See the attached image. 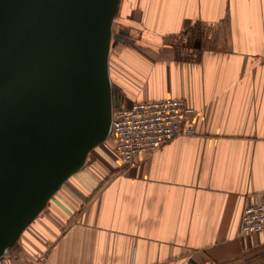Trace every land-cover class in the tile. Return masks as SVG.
Returning a JSON list of instances; mask_svg holds the SVG:
<instances>
[{
    "label": "crops",
    "instance_id": "obj_1",
    "mask_svg": "<svg viewBox=\"0 0 264 264\" xmlns=\"http://www.w3.org/2000/svg\"><path fill=\"white\" fill-rule=\"evenodd\" d=\"M113 29L117 106L184 99L195 134L123 167L111 132L0 264H264V0H120Z\"/></svg>",
    "mask_w": 264,
    "mask_h": 264
},
{
    "label": "water",
    "instance_id": "obj_2",
    "mask_svg": "<svg viewBox=\"0 0 264 264\" xmlns=\"http://www.w3.org/2000/svg\"><path fill=\"white\" fill-rule=\"evenodd\" d=\"M119 4L0 0V258L111 135Z\"/></svg>",
    "mask_w": 264,
    "mask_h": 264
},
{
    "label": "built area",
    "instance_id": "obj_3",
    "mask_svg": "<svg viewBox=\"0 0 264 264\" xmlns=\"http://www.w3.org/2000/svg\"><path fill=\"white\" fill-rule=\"evenodd\" d=\"M194 118L195 108L179 98L115 107L112 135L121 164L123 167L135 164L139 156L158 150L176 135H194ZM240 229L244 235L264 230V192L247 197ZM35 261L47 264L46 255L36 256Z\"/></svg>",
    "mask_w": 264,
    "mask_h": 264
}]
</instances>
